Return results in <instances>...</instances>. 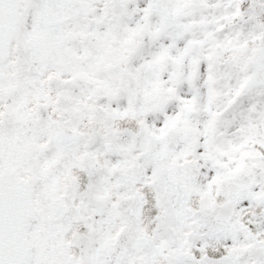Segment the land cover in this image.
I'll return each instance as SVG.
<instances>
[{
	"label": "snow or ice",
	"instance_id": "obj_1",
	"mask_svg": "<svg viewBox=\"0 0 264 264\" xmlns=\"http://www.w3.org/2000/svg\"><path fill=\"white\" fill-rule=\"evenodd\" d=\"M0 264H264V0H0Z\"/></svg>",
	"mask_w": 264,
	"mask_h": 264
}]
</instances>
